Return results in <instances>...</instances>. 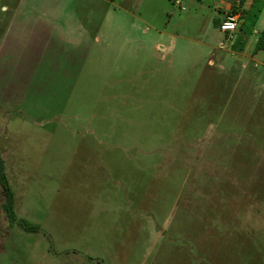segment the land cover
<instances>
[{
  "label": "rangeland",
  "instance_id": "374dc122",
  "mask_svg": "<svg viewBox=\"0 0 264 264\" xmlns=\"http://www.w3.org/2000/svg\"><path fill=\"white\" fill-rule=\"evenodd\" d=\"M258 12L0 0V264H264Z\"/></svg>",
  "mask_w": 264,
  "mask_h": 264
},
{
  "label": "trees",
  "instance_id": "16d2710c",
  "mask_svg": "<svg viewBox=\"0 0 264 264\" xmlns=\"http://www.w3.org/2000/svg\"><path fill=\"white\" fill-rule=\"evenodd\" d=\"M256 1L263 2L264 0H255V2L253 3V8H257V6L260 4L259 2H256ZM254 51L255 52L264 51V29L261 31L260 35L258 36V39L254 47ZM0 187H1L2 194L4 196L3 209L6 213L8 222L10 224H13L16 222V216L14 213V194L8 182V178L5 172V164L1 157V153H0ZM18 223L25 230L37 231L36 226L30 225L25 220H19Z\"/></svg>",
  "mask_w": 264,
  "mask_h": 264
},
{
  "label": "built area",
  "instance_id": "2783aa9c",
  "mask_svg": "<svg viewBox=\"0 0 264 264\" xmlns=\"http://www.w3.org/2000/svg\"><path fill=\"white\" fill-rule=\"evenodd\" d=\"M238 14H225L224 18L221 20V23L219 24L218 28L223 33H231L234 32L237 28V18ZM220 47H222V44H220Z\"/></svg>",
  "mask_w": 264,
  "mask_h": 264
},
{
  "label": "crops",
  "instance_id": "0c3cea01",
  "mask_svg": "<svg viewBox=\"0 0 264 264\" xmlns=\"http://www.w3.org/2000/svg\"><path fill=\"white\" fill-rule=\"evenodd\" d=\"M249 2L250 3H254L255 2V0H249ZM256 2H259L260 4L257 6V10L259 11L258 13H259V18L261 19L262 18V20H261V22H262V25H263V28L261 29V30H263L264 29V1L263 2H261V1H256ZM256 4V3H255ZM255 9V8H254ZM255 32V31H254Z\"/></svg>",
  "mask_w": 264,
  "mask_h": 264
}]
</instances>
